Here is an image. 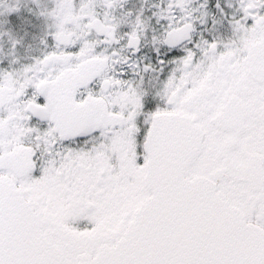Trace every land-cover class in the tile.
Instances as JSON below:
<instances>
[{"label":"snow or ice","instance_id":"6c2138e0","mask_svg":"<svg viewBox=\"0 0 264 264\" xmlns=\"http://www.w3.org/2000/svg\"><path fill=\"white\" fill-rule=\"evenodd\" d=\"M0 264H264V0H0Z\"/></svg>","mask_w":264,"mask_h":264}]
</instances>
